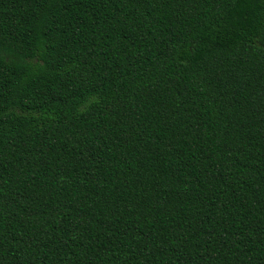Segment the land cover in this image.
<instances>
[{"label": "trees", "instance_id": "16d2710c", "mask_svg": "<svg viewBox=\"0 0 264 264\" xmlns=\"http://www.w3.org/2000/svg\"><path fill=\"white\" fill-rule=\"evenodd\" d=\"M0 264H264V0H0Z\"/></svg>", "mask_w": 264, "mask_h": 264}]
</instances>
